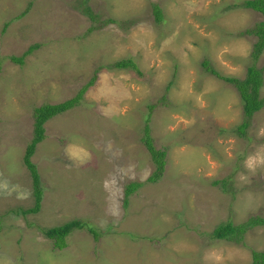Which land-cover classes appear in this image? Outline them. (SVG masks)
I'll return each mask as SVG.
<instances>
[{
    "label": "rangeland",
    "instance_id": "rangeland-1",
    "mask_svg": "<svg viewBox=\"0 0 264 264\" xmlns=\"http://www.w3.org/2000/svg\"><path fill=\"white\" fill-rule=\"evenodd\" d=\"M244 1L0 0V264H252L264 253L263 226L240 243L212 237L264 218V105L241 133L237 90L203 67L241 80L254 66L264 98V49L254 58L256 37L242 34L263 18ZM83 88L44 124L30 158L40 209L27 213L33 110ZM145 125L167 153L156 183ZM132 182L142 186L124 205ZM72 220L97 237L73 229L55 248L43 231Z\"/></svg>",
    "mask_w": 264,
    "mask_h": 264
},
{
    "label": "trees",
    "instance_id": "trees-1",
    "mask_svg": "<svg viewBox=\"0 0 264 264\" xmlns=\"http://www.w3.org/2000/svg\"><path fill=\"white\" fill-rule=\"evenodd\" d=\"M30 6H31V3L29 4V7ZM242 6L244 8L251 9L253 11L260 13L263 18L262 21H259L252 28L247 29L246 31L242 33L244 35L256 37V41L252 47L253 48L252 56L254 58H257L264 49V0H246L244 1ZM153 10H154L155 20L159 22L162 17L161 10L156 5L153 6ZM85 11H86V14L91 19H93L92 14L89 12V9H85ZM37 47H39V45H33L29 47L27 50V53L25 54L31 53ZM23 57L24 55L21 57V59H16L12 57L11 60L14 63H21ZM112 67L119 69V70L128 69V68L136 69V66L130 60H119L115 62L112 65ZM203 67H205L206 70L211 75L216 76L218 79H221L224 82L232 85L237 90L240 100L242 102L243 115L245 118L242 125H240L238 128L239 131L242 133L247 127L248 121L252 118V116L255 113L259 112L264 105V98H260L259 96L260 88L263 83L261 70L256 69L254 66L248 67L245 78L240 80L237 78L223 77V76L218 75L217 72L207 67V63H203ZM94 79L95 78L93 77L92 80L88 83V85H92L94 82ZM85 88H83L75 97L69 100H66L58 104H43L39 107H35L33 110V118H34L33 138L30 144L26 148L25 154L23 156V162L26 168L29 170L31 177H32L33 194L35 197V203L31 209L26 211L27 213H32V214L37 213L38 210L40 209V203H41V191L39 188L40 179H39L36 167L31 162L30 158L32 154L34 153L36 145L39 144L44 138V124L49 119L57 115H61L65 113L66 111L74 108L78 104ZM142 141L155 167L152 174L148 177L147 182L156 183L161 178L163 171L165 169V165H166L165 159H166L167 153H166V150H158L154 147L148 125H145L143 129ZM222 184L224 185L225 181H223ZM141 186H142L141 182H132L125 186L124 205H127L129 196L133 194L135 191H137ZM257 226L264 227V218L253 216V217H250L246 222H244L241 225L233 226L231 223H225V224L219 225L212 232V237L217 238L218 240H225V241H230L234 243H240L244 232H246L248 229H251ZM83 228H86V230L94 234L95 238L97 237L96 236L97 234L92 229V227L89 226L88 223L81 222L80 220L69 221L61 226L52 227L50 229H47L43 231V233L47 239L52 241V244L55 248L62 249L66 245L65 238L69 234V232L73 229H83ZM251 256H252V264H264V253L252 251Z\"/></svg>",
    "mask_w": 264,
    "mask_h": 264
}]
</instances>
